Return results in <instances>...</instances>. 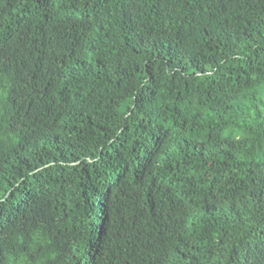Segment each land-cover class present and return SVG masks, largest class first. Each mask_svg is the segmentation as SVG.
Masks as SVG:
<instances>
[{
    "label": "trees",
    "instance_id": "trees-1",
    "mask_svg": "<svg viewBox=\"0 0 264 264\" xmlns=\"http://www.w3.org/2000/svg\"><path fill=\"white\" fill-rule=\"evenodd\" d=\"M0 264H264V0H0Z\"/></svg>",
    "mask_w": 264,
    "mask_h": 264
}]
</instances>
